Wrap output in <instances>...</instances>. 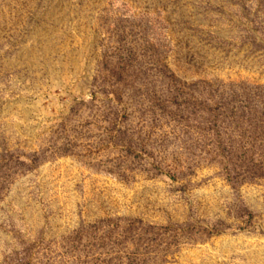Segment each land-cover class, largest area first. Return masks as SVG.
<instances>
[{"label": "rangeland", "instance_id": "rangeland-1", "mask_svg": "<svg viewBox=\"0 0 264 264\" xmlns=\"http://www.w3.org/2000/svg\"><path fill=\"white\" fill-rule=\"evenodd\" d=\"M0 264H264V0H0Z\"/></svg>", "mask_w": 264, "mask_h": 264}]
</instances>
